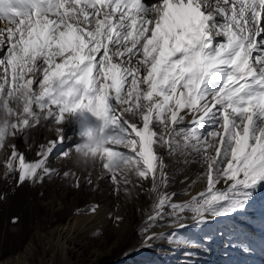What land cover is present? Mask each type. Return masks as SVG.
<instances>
[{
  "label": "snow or ice",
  "instance_id": "obj_1",
  "mask_svg": "<svg viewBox=\"0 0 264 264\" xmlns=\"http://www.w3.org/2000/svg\"><path fill=\"white\" fill-rule=\"evenodd\" d=\"M0 21L6 180L43 184L61 176L49 166L54 150L72 160L96 141L97 179L108 176L116 196L150 201L136 209L137 251L164 243L181 264H203L217 238L226 252L264 250L235 223L264 190V0H0ZM84 113L98 123L85 119L80 143L63 148ZM37 126L56 139L36 145ZM178 175L186 186L173 190ZM69 177L76 190L94 185L92 172L81 181L63 171ZM109 218L116 228L125 219Z\"/></svg>",
  "mask_w": 264,
  "mask_h": 264
},
{
  "label": "bare ground",
  "instance_id": "obj_2",
  "mask_svg": "<svg viewBox=\"0 0 264 264\" xmlns=\"http://www.w3.org/2000/svg\"><path fill=\"white\" fill-rule=\"evenodd\" d=\"M0 26H6L0 21ZM88 116V114H86ZM86 119L87 123L95 125V117L77 116L76 123L67 128V135L74 136L80 131V124ZM55 127V126H52ZM31 136L35 138L36 145L46 142L47 139H56L54 131L48 128L32 130ZM41 138V139H40ZM72 140H66L65 145ZM19 149L24 151L28 160L37 157V148H26L22 139L16 141ZM23 143V147L19 144ZM57 148L49 158V166L61 173L46 179L43 184L31 185L28 183V193L35 199L33 206L28 208V216L13 224L9 216L0 215L1 232H45L37 234L27 243H14L10 246L1 245L0 264H181L180 252L172 253L167 250L166 244L157 243L152 248H142L137 251L140 243L137 227L142 223L143 216L136 211L137 207L146 208L150 204L146 195H140L138 200L129 199L121 193L116 196L114 186L108 176L97 179L100 173L99 166H84L75 160L57 159ZM126 151V150H124ZM164 152L163 149L160 150ZM5 153L0 151V205L2 196L8 187V180L3 176V158ZM169 161L174 158H166ZM75 172L84 180L88 172H92L94 185H84L83 190L73 189L72 177L62 178L63 171ZM175 170V168L173 169ZM199 171L197 165L188 169L189 183ZM182 175L177 176L173 190L186 185L179 181ZM201 184L192 189L193 194L202 190ZM184 197L177 196L180 200ZM100 205L96 214L88 212L91 204ZM117 206L118 209L117 210ZM30 209V210H29ZM123 215L124 223L120 228L113 225L109 215ZM235 223L247 231L258 242H264V190H261L246 215L236 218ZM157 231H170L169 229H156ZM192 235V228L182 230ZM223 239L217 238L213 245L212 254L203 260V264H264V250H259L255 256H246L239 249L226 250ZM128 255H125V252Z\"/></svg>",
  "mask_w": 264,
  "mask_h": 264
},
{
  "label": "rangeland",
  "instance_id": "obj_3",
  "mask_svg": "<svg viewBox=\"0 0 264 264\" xmlns=\"http://www.w3.org/2000/svg\"><path fill=\"white\" fill-rule=\"evenodd\" d=\"M86 114H88V116ZM84 116L88 118L89 113H84ZM72 137H73L72 142L67 143L64 148H68V147H71L72 145L80 143V141L73 142L76 139L74 136ZM22 145L24 144L23 143L19 144L21 148L23 147ZM60 151L61 150H58L57 152L58 160L62 159L60 158ZM28 157L29 156L27 155V159ZM27 186H28V183L26 182L24 185H21L20 187H16L14 180L12 181L8 180V187L2 196V202L4 203L0 205V215L9 216L8 218H10V220L13 216H18L19 221L22 218H26L28 216V212H29L28 208L30 205L33 206L32 201L35 198L33 196L31 197V195L28 193ZM43 233L45 232H21V231L1 232L0 231V248H1V245L10 246L14 243H24L25 244L29 242L32 239V237L37 236V234H43Z\"/></svg>",
  "mask_w": 264,
  "mask_h": 264
},
{
  "label": "clouds",
  "instance_id": "obj_4",
  "mask_svg": "<svg viewBox=\"0 0 264 264\" xmlns=\"http://www.w3.org/2000/svg\"><path fill=\"white\" fill-rule=\"evenodd\" d=\"M96 146V141H92L91 144L82 146V149L78 151L77 155L72 157L78 164L84 166H90L94 163L95 158L91 155L90 148Z\"/></svg>",
  "mask_w": 264,
  "mask_h": 264
}]
</instances>
